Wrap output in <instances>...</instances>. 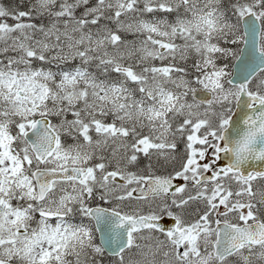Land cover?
<instances>
[{
    "label": "snow or ice",
    "instance_id": "snow-or-ice-1",
    "mask_svg": "<svg viewBox=\"0 0 264 264\" xmlns=\"http://www.w3.org/2000/svg\"><path fill=\"white\" fill-rule=\"evenodd\" d=\"M0 264H264V0H0Z\"/></svg>",
    "mask_w": 264,
    "mask_h": 264
},
{
    "label": "trees",
    "instance_id": "trees-1",
    "mask_svg": "<svg viewBox=\"0 0 264 264\" xmlns=\"http://www.w3.org/2000/svg\"><path fill=\"white\" fill-rule=\"evenodd\" d=\"M3 2H4L5 4H11V3H13V0H3Z\"/></svg>",
    "mask_w": 264,
    "mask_h": 264
}]
</instances>
